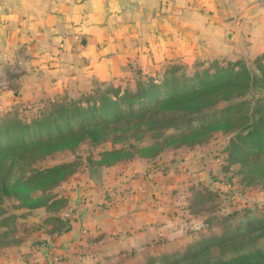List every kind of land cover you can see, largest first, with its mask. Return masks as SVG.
Here are the masks:
<instances>
[{"label":"trees","instance_id":"trees-1","mask_svg":"<svg viewBox=\"0 0 264 264\" xmlns=\"http://www.w3.org/2000/svg\"><path fill=\"white\" fill-rule=\"evenodd\" d=\"M187 64L169 61L153 73L136 74L134 80L101 83L78 96L14 105L0 116V123L12 115L14 119L0 125V156L16 150L29 154L21 157L23 164L16 160L22 165L19 173L14 161L6 171L0 170V259L26 245L15 239L24 223L30 227L23 229L27 236L33 231L56 238L77 229L75 214L65 216L70 201L63 192L80 170L100 172L104 181L117 168L125 170L138 162L149 174L168 175L166 161L179 145L205 148L222 131L232 133L222 154L227 161L223 169L229 174L237 164L247 166L238 171L244 177L239 182L236 173L224 181L216 179L217 189L204 180L196 184L188 180L191 184L183 188L179 176L173 178L176 188L166 213L171 219H176L180 210L184 215L178 230L175 225L170 228L176 244L160 234L144 248L152 247L159 264H187L216 249L232 254L230 264H264V249L260 247L264 209L248 205L235 208L233 204L234 195L243 193L241 186L264 182V50L255 60L261 78L251 76L240 61ZM240 88L245 91L236 93ZM164 108L181 117L126 130L132 120L145 122ZM200 119V125L193 126ZM185 125L187 128L178 134H160ZM145 133L154 136L142 138ZM251 165L252 171L248 170ZM14 173L17 176L11 178ZM179 188L182 196L190 198L189 206L181 207L176 201ZM215 205L220 206V214L213 210ZM38 211L40 220H31ZM99 222L101 232L90 238L89 244L101 242L108 227L117 224L113 218L100 217ZM114 231L118 235L116 228ZM131 231L140 232L141 228ZM118 254L124 257L125 249L118 248L114 255Z\"/></svg>","mask_w":264,"mask_h":264},{"label":"crops","instance_id":"crops-1","mask_svg":"<svg viewBox=\"0 0 264 264\" xmlns=\"http://www.w3.org/2000/svg\"><path fill=\"white\" fill-rule=\"evenodd\" d=\"M263 50L264 0H0V116L169 61Z\"/></svg>","mask_w":264,"mask_h":264},{"label":"rangeland","instance_id":"rangeland-1","mask_svg":"<svg viewBox=\"0 0 264 264\" xmlns=\"http://www.w3.org/2000/svg\"><path fill=\"white\" fill-rule=\"evenodd\" d=\"M261 53L254 56L243 55L235 59L210 60L204 56H197L194 63H211L216 60L240 61L242 66L248 67L251 76L256 75L261 78L260 67L257 68L255 64V60L261 56ZM178 62L188 65L181 60ZM236 91V93H243L245 90L244 88H240ZM47 105L49 106V103ZM12 116L4 118L0 125L12 122L14 120ZM179 116L181 117V115L172 113L167 108H164L156 116L149 117L145 122L139 123L132 120L125 128L128 131H132L137 127H149L153 123L167 122L174 118H179ZM201 121V119L196 120L193 122V126H199ZM184 128H187L186 125L180 127L178 130L171 129L160 134L168 136L174 133L178 134V132H181L179 130ZM231 134L229 132L227 134H224L222 131L218 132L216 138L205 148L196 147L195 145H179L180 147L175 150V154L166 161L168 175L160 172L149 174L145 172L144 166L138 162L131 164L125 170L117 168L104 181L101 180L102 173L100 172L89 173L88 170H80L75 175L73 182L65 186L63 192L70 201L65 216L70 217L75 214L74 216L78 221L77 229L75 228L71 232L56 238L42 235L41 233H32L33 231L27 236V230L23 231V229L26 227V229L29 228L28 230H30V227L29 224L24 223L25 225L15 233V239L22 240L26 245L20 252L15 251L19 254L14 252L13 254L7 253L5 258L0 259V264H159L153 258L155 253H153L152 247L146 249L144 246L151 239L159 237L160 234L168 237L169 241L173 243L170 228L173 225L177 228L176 230L180 228L182 223L180 218L184 216L182 211H177L179 216L176 219H171L166 213V206L170 202V199L173 201L171 195L176 188L175 183L172 182L173 178L179 176L180 179L178 181L182 182L183 188L191 184L188 180H191L194 184L198 183L199 180H204L210 185V188L217 189L216 179L224 181L235 173L238 182L244 177V173H239L238 171L246 170L247 166L243 167L241 164H237L235 167L237 169L235 171L232 169L233 172L229 174H226L223 169L227 161L223 160L222 154L230 143ZM149 136L152 137L154 134L145 133L142 135V138H148ZM107 146L110 147L111 145ZM23 155L28 156L29 154L26 151L16 150L12 154L1 155L0 170L6 171L7 165L12 164L14 161L18 164L16 169H18L19 173L22 166L19 163L23 164V160L21 159ZM256 167V165L253 166V168ZM248 170L252 171V165ZM16 176L17 173H14L11 178H15ZM263 184L264 182L255 183L248 188L241 186L240 188L243 193H241V196L239 193L234 195V207L242 208L248 205L264 209ZM221 185L226 190H229V187L224 185V183ZM102 187H104L101 193L102 196L99 197L98 191ZM90 188L93 191H89ZM182 190L179 188L176 191L178 196L176 201L180 202L181 207H186L190 205V198L182 196ZM231 194H234V191L231 190ZM134 199L139 202L136 203ZM214 200L216 201V198ZM217 206L215 205L213 210L220 214V206L218 208ZM254 214L255 211L250 212L247 217L251 218ZM100 217L116 219L117 224L115 228L118 230V235L114 231V226H110L104 233L101 242L89 244L88 240L95 235L98 236L101 232L98 230ZM33 219L40 220L39 211L31 216V220ZM168 223L171 224L167 225ZM137 228H141V231L135 233L131 231ZM261 242L260 247L264 249V238ZM173 244H176V242ZM133 247L138 248L135 251ZM118 248L125 249L126 255L124 257H119V254L114 255V252ZM133 251H135L134 256L131 254ZM149 252L152 254L151 257L148 256ZM230 255L232 254L216 249L198 260L187 264H230L228 262V258L231 257Z\"/></svg>","mask_w":264,"mask_h":264}]
</instances>
